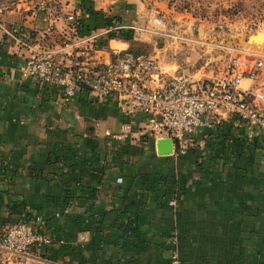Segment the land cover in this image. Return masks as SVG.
I'll list each match as a JSON object with an SVG mask.
<instances>
[{"label":"crops","instance_id":"1","mask_svg":"<svg viewBox=\"0 0 264 264\" xmlns=\"http://www.w3.org/2000/svg\"><path fill=\"white\" fill-rule=\"evenodd\" d=\"M38 1L0 0L2 20L64 35L62 20L48 25L41 12L30 14ZM56 2L61 13L95 11H83V22L97 26L90 33H99L95 50L80 58L87 63L146 40L108 25H163L169 11L154 0ZM177 15L172 25H188ZM25 55L0 31V230L27 221L48 242L6 264H174L173 251L176 264H264L261 134L248 137L230 113L221 131L218 124L197 131L183 154H158L144 114L129 101L97 100L83 89L62 98L22 76Z\"/></svg>","mask_w":264,"mask_h":264},{"label":"built area","instance_id":"2","mask_svg":"<svg viewBox=\"0 0 264 264\" xmlns=\"http://www.w3.org/2000/svg\"><path fill=\"white\" fill-rule=\"evenodd\" d=\"M2 10L0 4V31L26 51L22 76L57 88L62 98L74 96L79 89L101 101L126 97L134 110L144 114L148 135L155 140L170 139V153L174 155L187 150L197 131L218 124L230 113L244 124L248 137L254 133L264 137V50L226 46L222 76L191 79L181 71L168 74L155 56L136 48H111L106 62H83L80 58H87L95 50L99 33L72 35L76 20L85 15L80 7L61 13L56 0H41L29 8L31 15L41 12L48 25L63 21L66 42L54 47L32 41L25 29L7 26ZM113 26L114 30L133 28ZM109 31L111 28L104 30ZM58 54L64 55L66 61L59 59ZM243 80L249 81L246 87L241 85ZM151 82L157 84L150 86ZM47 242L48 238L27 221L8 224L0 230V251L12 255H24L34 245ZM171 260L177 263L175 251Z\"/></svg>","mask_w":264,"mask_h":264},{"label":"rangeland","instance_id":"3","mask_svg":"<svg viewBox=\"0 0 264 264\" xmlns=\"http://www.w3.org/2000/svg\"><path fill=\"white\" fill-rule=\"evenodd\" d=\"M154 1L169 10L166 12V23L148 25L147 31L131 28L136 37L143 34L146 40L141 44H132L129 48L152 56L158 55L165 65H173V71L187 73L191 79L219 76L226 64V46L247 47L253 44L252 49L264 50V40L251 38L255 32L264 36V0ZM175 13L182 14L188 25H172L179 21L174 18L178 17ZM153 31L159 33L154 34ZM58 58L66 61L64 55L58 54ZM13 256L0 251V257L3 258L0 264H6V258Z\"/></svg>","mask_w":264,"mask_h":264},{"label":"trees","instance_id":"4","mask_svg":"<svg viewBox=\"0 0 264 264\" xmlns=\"http://www.w3.org/2000/svg\"><path fill=\"white\" fill-rule=\"evenodd\" d=\"M80 8L82 9V11H84L88 14H93L95 12V11H92L91 9L86 8V7H80ZM95 28H97V26H89L87 23L83 22V19H78V20H76L75 31L72 35L77 34V35L84 36V35L89 34L90 31L92 29H95ZM25 30L29 33L32 41H34L37 44L44 46V47H54V46L62 45L64 42H66V37L56 30L51 29L49 34H44L41 36L37 35L36 32L33 31L32 29H25ZM111 33L112 32L108 33V35L113 36V33H112V35H111ZM97 46L99 47V45H97ZM224 125L225 124L222 122V123L216 125L214 127V129L221 131L223 129ZM191 149H193V147H191Z\"/></svg>","mask_w":264,"mask_h":264},{"label":"water","instance_id":"5","mask_svg":"<svg viewBox=\"0 0 264 264\" xmlns=\"http://www.w3.org/2000/svg\"><path fill=\"white\" fill-rule=\"evenodd\" d=\"M260 32H255L254 35L251 36V38H254L259 34ZM254 46L251 44L250 46H247L248 48H252ZM233 47H241L239 45H234ZM254 49V47H253ZM260 49V48H258ZM122 101V102H121ZM123 101H129L126 97L120 98V103L123 104ZM155 148L158 154H168L171 152V141L168 138H162V139H156L155 141Z\"/></svg>","mask_w":264,"mask_h":264},{"label":"bare ground","instance_id":"6","mask_svg":"<svg viewBox=\"0 0 264 264\" xmlns=\"http://www.w3.org/2000/svg\"><path fill=\"white\" fill-rule=\"evenodd\" d=\"M253 39H260V40H264V36H263V34L262 33H259V34H257V36L256 37H254ZM263 43V42H262ZM260 46V45H259Z\"/></svg>","mask_w":264,"mask_h":264}]
</instances>
